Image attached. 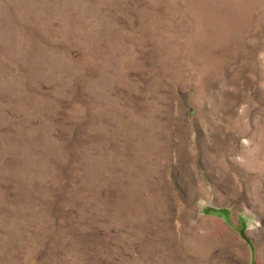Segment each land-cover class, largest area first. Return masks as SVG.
Masks as SVG:
<instances>
[{
	"label": "rangeland",
	"instance_id": "374dc122",
	"mask_svg": "<svg viewBox=\"0 0 264 264\" xmlns=\"http://www.w3.org/2000/svg\"><path fill=\"white\" fill-rule=\"evenodd\" d=\"M0 264H264V0H0Z\"/></svg>",
	"mask_w": 264,
	"mask_h": 264
}]
</instances>
